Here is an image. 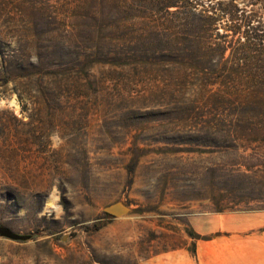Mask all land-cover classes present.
<instances>
[{"label":"rangeland","instance_id":"374dc122","mask_svg":"<svg viewBox=\"0 0 264 264\" xmlns=\"http://www.w3.org/2000/svg\"><path fill=\"white\" fill-rule=\"evenodd\" d=\"M79 1L0 0V226L31 235L25 242L0 237V264L263 257L259 54L253 52L246 97L239 98L230 49L223 59L210 51L195 54L197 66L172 65L165 55L136 50L120 15L79 21ZM203 1L218 19L208 43H232L229 0ZM236 2L264 20L258 2ZM90 26L114 40L98 45L84 65L68 62V88L59 92L60 55L76 53V31ZM54 133L64 140L55 149ZM117 203L128 213H105ZM239 215L262 218L240 224ZM205 242L211 246L198 251Z\"/></svg>","mask_w":264,"mask_h":264},{"label":"trees","instance_id":"16d2710c","mask_svg":"<svg viewBox=\"0 0 264 264\" xmlns=\"http://www.w3.org/2000/svg\"><path fill=\"white\" fill-rule=\"evenodd\" d=\"M245 1L253 5L258 2L264 10V0ZM204 3L203 0H80L78 7L84 11V15L79 21L83 22L82 19L98 21L97 19H104L111 13L120 15V30L134 33L132 38L135 39L133 44L136 50L144 56L148 54L165 55L169 57L172 65L197 66L192 65L199 63L200 60V57L199 59L194 58L195 54L210 51L219 52V58L223 59L227 49H230L233 66L229 78L235 84L232 93L236 97L244 98L249 83L248 69L252 60L256 59L253 52L259 54L260 64L257 67L260 68L261 63H264V20L257 13L246 15L243 9H239L236 0H229L232 8L227 17L231 21L228 30L233 36V41L232 43L224 41L222 38L227 34H218L222 40L219 43L209 44L208 37L216 28L218 19L207 14L208 9ZM200 7L202 9L198 10ZM211 7L208 6L209 9ZM83 24L87 29L88 23ZM104 27L110 30L111 25ZM91 28L90 26L88 31H76L78 42L73 46L79 49L76 53L68 54L67 57L64 54L60 55V65L54 72L61 78L59 92L66 91L68 88L63 78L74 67L68 62L73 61L77 65H84L85 61L93 56L98 45L114 40L111 35L103 36L97 32L94 35V30ZM130 44L128 42V45ZM61 45L62 48H70L62 42Z\"/></svg>","mask_w":264,"mask_h":264},{"label":"water","instance_id":"95a60500","mask_svg":"<svg viewBox=\"0 0 264 264\" xmlns=\"http://www.w3.org/2000/svg\"><path fill=\"white\" fill-rule=\"evenodd\" d=\"M105 213L113 217H120L128 213V209L123 204L117 203L105 208ZM0 237L13 241L25 242L31 238V235L19 234L11 231L7 227L0 226Z\"/></svg>","mask_w":264,"mask_h":264},{"label":"crops","instance_id":"0c3cea01","mask_svg":"<svg viewBox=\"0 0 264 264\" xmlns=\"http://www.w3.org/2000/svg\"><path fill=\"white\" fill-rule=\"evenodd\" d=\"M262 217L260 216H256V215H252V216H245V215H239L235 218V220L238 222V223H248V222H256L260 224V220H261ZM264 236V235H263ZM264 239V237H263ZM209 246H211L210 242H205L203 245H200L198 247V251L199 249H206V248H209ZM263 249H264V246H263ZM232 260H233V263L234 264H264V255L263 257L261 258H258V259H254L255 261H251L252 259H249L247 257H244V256H237V255H232ZM263 262V263H262Z\"/></svg>","mask_w":264,"mask_h":264},{"label":"clouds","instance_id":"9594fccd","mask_svg":"<svg viewBox=\"0 0 264 264\" xmlns=\"http://www.w3.org/2000/svg\"><path fill=\"white\" fill-rule=\"evenodd\" d=\"M51 141H52V147L55 148H59L61 144L64 143V140L61 138V136L59 135V133H54L51 137H50ZM59 211L62 212V206H59L58 208Z\"/></svg>","mask_w":264,"mask_h":264}]
</instances>
